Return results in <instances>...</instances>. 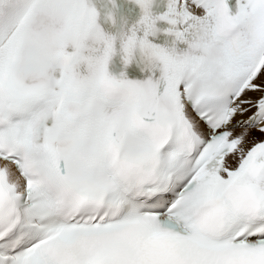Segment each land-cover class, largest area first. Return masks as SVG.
I'll return each instance as SVG.
<instances>
[{
	"label": "snow or ice",
	"instance_id": "obj_1",
	"mask_svg": "<svg viewBox=\"0 0 264 264\" xmlns=\"http://www.w3.org/2000/svg\"><path fill=\"white\" fill-rule=\"evenodd\" d=\"M0 264H264V0H0Z\"/></svg>",
	"mask_w": 264,
	"mask_h": 264
}]
</instances>
